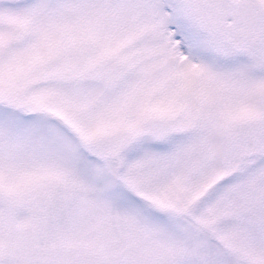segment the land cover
<instances>
[{
  "label": "snow or ice",
  "instance_id": "snow-or-ice-1",
  "mask_svg": "<svg viewBox=\"0 0 264 264\" xmlns=\"http://www.w3.org/2000/svg\"><path fill=\"white\" fill-rule=\"evenodd\" d=\"M0 264H264V0H0Z\"/></svg>",
  "mask_w": 264,
  "mask_h": 264
}]
</instances>
